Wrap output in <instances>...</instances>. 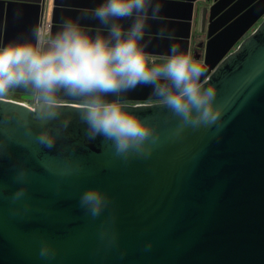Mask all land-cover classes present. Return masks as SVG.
<instances>
[{
    "label": "water",
    "instance_id": "95a60500",
    "mask_svg": "<svg viewBox=\"0 0 264 264\" xmlns=\"http://www.w3.org/2000/svg\"><path fill=\"white\" fill-rule=\"evenodd\" d=\"M229 2L234 15L240 0H214L202 7L200 25ZM243 4L242 29L237 17L227 46L212 36L202 60L227 109L223 128L189 129L177 138L163 100L123 103L161 134L149 159L124 162L102 138L89 140L79 103L69 101L62 119L71 123L48 149L23 122L39 131L35 104L0 101V264H264V0ZM49 23L54 33L47 0H0L2 45L30 39L34 26ZM134 91L149 94L152 87ZM5 112L17 122L6 125ZM65 165L80 170L62 175ZM20 167L30 173L28 194L14 205ZM89 188L102 189L111 202L95 219L79 204ZM21 205L27 211L14 214ZM102 231L115 243L102 241ZM44 241L55 247L54 259L40 258Z\"/></svg>",
    "mask_w": 264,
    "mask_h": 264
},
{
    "label": "clouds",
    "instance_id": "9594fccd",
    "mask_svg": "<svg viewBox=\"0 0 264 264\" xmlns=\"http://www.w3.org/2000/svg\"><path fill=\"white\" fill-rule=\"evenodd\" d=\"M161 8L154 0H100L90 13L64 20L54 34L50 23L34 26L30 39L0 48V101L13 90L31 93L35 100L31 115L39 123V131H32L26 117L23 122L48 149L55 147L71 123V118L62 119L67 107L62 98L79 101L76 115L86 125V137L92 141L102 138L124 162L149 159L161 136L156 126L122 103L124 94L139 86H151L152 93L163 99L177 121L175 137L189 129L219 131L226 124L227 109L218 102L217 88L205 79V65L190 49L181 50L176 43L170 46V55L163 63H157L145 51L150 44L144 40L148 21L158 19ZM89 15L99 21L103 31L92 34L86 30L80 21ZM127 20L131 24L126 25ZM3 120L11 126L17 116L5 112ZM79 170L65 165L62 175ZM29 181V170L17 168L15 182L22 186L12 194L14 205L26 198ZM110 203L100 188L87 189L79 200L80 207L93 219L101 216ZM20 210L27 211V207L15 208L14 214ZM101 240L114 244L115 236L102 231ZM56 254L50 242L42 243L41 259H54Z\"/></svg>",
    "mask_w": 264,
    "mask_h": 264
},
{
    "label": "crops",
    "instance_id": "0c3cea01",
    "mask_svg": "<svg viewBox=\"0 0 264 264\" xmlns=\"http://www.w3.org/2000/svg\"><path fill=\"white\" fill-rule=\"evenodd\" d=\"M213 2L214 0H154V3H160L162 8L158 19L148 21L144 40L150 41V44L145 51L157 63H163L165 58L170 55V46L176 43L181 50L190 49L193 56L202 62L207 51L208 41L212 36L218 35L222 41L220 46H227L229 38L232 37L229 28L231 22L240 17L237 20L239 21L238 31L242 29L241 26H244V17L241 20V14L244 12L245 6L243 0H240L234 15H229L228 7L231 4L229 2L221 10L206 18L202 27L200 25L201 9L204 6L210 7ZM99 3L100 0H47V17L57 24L54 33L62 27L64 20L81 17L86 12L90 13ZM209 12L211 13L210 8H208V14ZM220 16L222 18L216 24L215 20ZM80 23L92 34L103 31V26L99 24V21L90 15L84 16ZM125 23L126 25L131 24V20H127ZM21 28L22 26L19 29ZM18 40L20 38L5 41L3 45L0 44V48Z\"/></svg>",
    "mask_w": 264,
    "mask_h": 264
},
{
    "label": "flooded vegetation",
    "instance_id": "af4514ba",
    "mask_svg": "<svg viewBox=\"0 0 264 264\" xmlns=\"http://www.w3.org/2000/svg\"><path fill=\"white\" fill-rule=\"evenodd\" d=\"M263 17V16H262ZM262 17L260 19H262ZM258 20L253 27L259 22ZM252 27V28H253ZM252 28L250 30H252ZM248 30V32L250 31ZM147 95H152V93H145L141 91H131L126 94H124V99L122 103H142V102H152V101H159L163 100L161 97H156V98H146L145 96ZM8 97H12L14 99H19V100H30L33 99L34 97L32 96L31 93H25V92H20V91H12ZM114 98V97H113ZM112 99V97H110ZM63 101H69V102H74V103H79V101L67 99V98H62Z\"/></svg>",
    "mask_w": 264,
    "mask_h": 264
},
{
    "label": "built area",
    "instance_id": "2783aa9c",
    "mask_svg": "<svg viewBox=\"0 0 264 264\" xmlns=\"http://www.w3.org/2000/svg\"><path fill=\"white\" fill-rule=\"evenodd\" d=\"M7 98L14 99L12 97H7ZM15 100L21 101V102L26 103V104H29V105H34L35 104L34 98L33 99H30V100H19V99H15Z\"/></svg>",
    "mask_w": 264,
    "mask_h": 264
}]
</instances>
